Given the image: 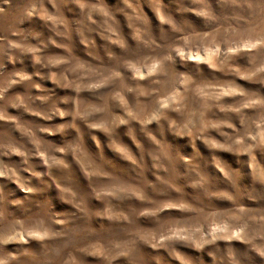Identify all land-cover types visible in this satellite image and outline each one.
<instances>
[{"label": "rangeland", "instance_id": "rangeland-1", "mask_svg": "<svg viewBox=\"0 0 264 264\" xmlns=\"http://www.w3.org/2000/svg\"><path fill=\"white\" fill-rule=\"evenodd\" d=\"M0 9L2 264H264V0Z\"/></svg>", "mask_w": 264, "mask_h": 264}, {"label": "clouds", "instance_id": "clouds-1", "mask_svg": "<svg viewBox=\"0 0 264 264\" xmlns=\"http://www.w3.org/2000/svg\"><path fill=\"white\" fill-rule=\"evenodd\" d=\"M4 2L7 3V0H4ZM0 10H2V9H0ZM56 222L59 223L60 221H56ZM14 238H15V237H10L9 239H14ZM0 242H4V243H6L7 240L0 241ZM0 264H2V262H0Z\"/></svg>", "mask_w": 264, "mask_h": 264}, {"label": "snow or ice", "instance_id": "snow-or-ice-1", "mask_svg": "<svg viewBox=\"0 0 264 264\" xmlns=\"http://www.w3.org/2000/svg\"><path fill=\"white\" fill-rule=\"evenodd\" d=\"M190 59H192V57H190ZM195 59L199 60V57H196Z\"/></svg>", "mask_w": 264, "mask_h": 264}]
</instances>
